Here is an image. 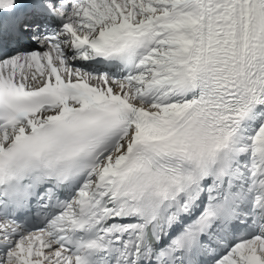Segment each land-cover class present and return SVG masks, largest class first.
Here are the masks:
<instances>
[{
    "label": "bare ground",
    "instance_id": "1",
    "mask_svg": "<svg viewBox=\"0 0 264 264\" xmlns=\"http://www.w3.org/2000/svg\"><path fill=\"white\" fill-rule=\"evenodd\" d=\"M86 1L87 4L69 13L66 20L70 24L64 28L58 26L56 36L43 37L38 30L34 33L37 42L26 45L24 50L10 47L9 53L0 60V89L36 91L51 87L60 97L55 108L30 115L10 129H1L0 150L15 137L29 135L37 126L50 127L102 106L126 105L143 117L162 123L177 121L186 114L187 120L208 102L210 93L227 100L230 132L238 133V152H245L244 147L249 152L254 148L256 152L259 145H264V105L256 97L254 76L264 74V0H157L164 9L148 8L147 12L140 4V7L133 3L128 7L120 4L122 0ZM68 3L65 0L62 5ZM125 25H132L137 37L156 39L154 49L133 71L120 67L110 69L101 62L103 57L94 48L100 37L111 38L117 27ZM12 41L17 44L19 39ZM177 41L181 48L179 56L171 51L175 46L172 43ZM160 50L168 56L160 54ZM188 50L190 65H186ZM159 55L166 57L165 65L170 68L166 74L161 72L160 60L154 61ZM86 56L91 62L88 63ZM146 73L158 77L154 84L148 83ZM138 86H144L142 95L133 92ZM162 86L166 94H174V100L166 97L158 105L146 102ZM252 109L249 120L236 126ZM141 139L139 129L135 128L117 149L104 157L94 178L81 189L74 202L79 204L93 191ZM152 177L158 179L155 174ZM4 226L7 224L0 221V242H11L13 250L7 254L0 250V264H41L43 254L48 260L45 264H73L71 257L62 254L50 233L31 232L13 240L5 235ZM250 246V243L242 246L223 264H253L255 250ZM259 251L264 255V245ZM11 255L13 258L8 260Z\"/></svg>",
    "mask_w": 264,
    "mask_h": 264
},
{
    "label": "rangeland",
    "instance_id": "2",
    "mask_svg": "<svg viewBox=\"0 0 264 264\" xmlns=\"http://www.w3.org/2000/svg\"><path fill=\"white\" fill-rule=\"evenodd\" d=\"M120 1V0H119ZM118 0H115L114 2H119ZM131 3H133V5H135L136 4V6L137 7H140V5L144 8V12H147V11H149L148 10V8L149 9H151V10H153V11H156L157 9H164V6H161L160 5V3L157 1V0H135V1H133L132 0V2H129V0L126 2L125 0H122V3H120V4H124L125 6H127V5H129V4H131ZM140 4V5H139ZM122 7V6H121ZM128 7V6H127ZM32 36V35H31ZM34 37V36H33ZM32 37V38H33ZM34 38H36V37H34ZM172 45L174 46L172 49H171V51H173L175 54V56H179L180 55V53H181V48L180 47H178L180 44H179V42L177 41V44L176 43H172ZM158 49H160V48H158ZM179 49V50H178ZM165 50V49H164ZM177 50V51H176ZM160 52V54H162L163 53V55L164 56H168V54L166 55V53L164 54V51L163 50H160L159 51ZM89 57H87L86 56V60H88V63L89 62H91L89 59H88ZM165 58L166 57H162V55H159L158 57H156V58H154V61L156 62V60L157 61H159L160 63H161V65H163V66H161L162 67V73H164V74H166L167 72H168V70H170V68L168 67V66H166L165 65ZM153 62V61H152ZM95 65H98V64H95ZM164 67V68H163ZM139 73H141V71L139 72ZM138 74V73H137ZM147 74H149V76H148V79H147V81H148V83L149 84H154L155 82H156V80H157V78L158 77H154V76H152L153 74H150V73H146V75ZM153 81V82H152ZM142 88H144V86H138V87H135L134 88V90H133V92H139V95H142L143 93H142V91H141V89ZM131 94H135V93H131ZM123 95H124V93H123ZM154 95V96H153ZM174 95V94H173ZM173 95H170V94H166L165 93V90H164V87L162 86L158 91H155V92H153V93H151L150 95H149V99H147V101L146 102H148L150 105H158L159 103H160V101L163 103L165 100H166V97H167V100H171V101H173L174 100V96ZM152 97V98H151ZM162 97V98H161ZM173 98V99H172ZM259 127V126H258ZM257 131V128H256V130H255V132ZM253 143V142H252ZM107 157V156H106ZM103 164V163H102ZM13 250V248L9 251V252H11ZM8 252V253H9ZM48 252H49V250H48ZM2 254H7V252L6 253H2Z\"/></svg>",
    "mask_w": 264,
    "mask_h": 264
}]
</instances>
